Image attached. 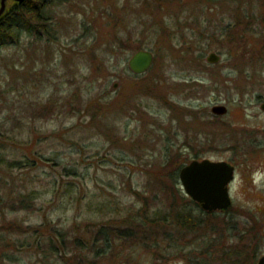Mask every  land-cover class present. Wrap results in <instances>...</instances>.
I'll use <instances>...</instances> for the list:
<instances>
[{"label":"rangeland","instance_id":"rangeland-1","mask_svg":"<svg viewBox=\"0 0 264 264\" xmlns=\"http://www.w3.org/2000/svg\"><path fill=\"white\" fill-rule=\"evenodd\" d=\"M202 1H53L42 35L23 32L0 45L1 264H80V240L101 226L127 228L131 212L144 207L158 216L175 205L206 226L171 217L174 224L151 234L152 245L115 233L102 264L213 262L210 251H264V0L212 2L226 14L250 2L243 9L253 21L217 38L201 34ZM143 47L155 58L137 74L129 58ZM212 50L220 61L207 60ZM215 103L228 111L212 112ZM206 156L237 163L233 209L209 216L183 206L187 198L162 202L176 168ZM179 186L186 192L180 177ZM92 246L82 260L93 258Z\"/></svg>","mask_w":264,"mask_h":264},{"label":"trees","instance_id":"trees-1","mask_svg":"<svg viewBox=\"0 0 264 264\" xmlns=\"http://www.w3.org/2000/svg\"><path fill=\"white\" fill-rule=\"evenodd\" d=\"M53 1H65V0H25L20 3L17 2L9 3V6L7 7L6 11L0 16V45L16 42L19 35L22 34L23 32L30 33L31 35L37 32L42 35L44 30H47V28L49 27L48 25L51 26L52 24V18L48 13L47 8ZM194 1H196L197 3L203 2L202 0H194ZM205 1L207 3L208 13L207 14L203 13L201 17L199 16L200 13H197L196 19L199 20L204 25V28L202 27L201 34H205L206 32H209L208 34L209 36L207 35L208 37L206 36V38L209 37L213 38V36H215L216 38L217 36L219 37L225 36L227 32L229 31L231 32L234 28L240 26L242 22L248 23L250 25L253 23V21L249 20L250 15H252L251 12L243 9L245 6L249 7L250 2L247 5L241 4L238 6L239 9L237 10L235 9L234 11L230 10V14H226V13H220V10L218 8L215 10L216 6L212 2L219 0H205ZM233 13H235V17ZM142 73H137V74H142ZM9 163L10 165L15 166L19 163V160L12 159L9 160ZM180 167L181 166H179L178 169L176 168L175 172L172 174L171 180L174 184L172 185L167 184L168 186L171 187L170 188L171 190L167 191V194L164 195V197L162 198V202H165L166 200L167 201L170 200L172 205H174L176 202L179 201H181L182 203V201H185L187 198L188 201L182 204L183 206L192 205L193 209L195 207L200 208L202 212H206V214H208L209 216H215L216 214H218V212H222L223 210H205L198 201L193 199L190 195L184 192L183 189H181V187L179 186ZM1 180L2 177L0 175V189L3 186ZM166 190H167L166 188L163 190L164 194ZM156 195L154 196V200L155 198H157ZM23 198L24 197H22V202L24 201ZM176 207L177 205L171 206L170 209H168V211L165 212V214L158 216H151L148 213L149 212L148 209L142 207L138 209V211L131 212V214L127 216V218H131V220L127 222L130 225L127 228H122L119 225H117L116 227H113L112 225L101 226L92 240L90 241L85 239L83 241L80 240L83 250L80 264H102L101 257L106 255L107 252L109 251V248L111 247L112 244V240H114L115 238V233L118 234V237H124V236H131L133 238L138 237L139 241L141 242L147 239L148 241L147 245H152L153 243H155V241H157V237L152 236L151 234H153L156 231H159L157 227L160 225H164L165 223L174 224L173 222L174 220L171 217L177 216L179 218L177 219V222L179 221L178 223L181 226H185V227L193 226L194 228H197L200 225H204V227L206 226L204 220L197 222V218L193 214H191L192 211L190 212L185 210H178ZM232 209L233 206L224 210L223 213L224 214L229 213ZM231 226H233L231 223H227L226 229L230 231ZM233 228L236 227L234 226ZM168 229L172 231L170 228ZM53 231L59 235L61 234V232L57 231L56 229H54ZM214 231L217 230L212 229L210 233L211 232L214 233ZM39 234L40 233H38L37 228L32 231V235L35 236V238L37 239L38 246L42 247L43 236L41 233L40 237H38ZM63 240L64 239H62L61 243L63 242ZM92 244L95 248L92 246ZM211 245H213V243ZM91 246L93 247V251H94L93 258L87 261L82 260L85 259L86 256H88L87 248L89 249V247ZM226 246L228 245L226 244ZM52 249L55 253H58L60 255H63L65 253V255L67 256L68 252L64 250V248L60 250V248H58L57 246H53ZM90 249L92 250V248ZM44 262H46V260H44Z\"/></svg>","mask_w":264,"mask_h":264},{"label":"water","instance_id":"water-1","mask_svg":"<svg viewBox=\"0 0 264 264\" xmlns=\"http://www.w3.org/2000/svg\"><path fill=\"white\" fill-rule=\"evenodd\" d=\"M5 5L6 0H2L0 11ZM154 58L152 49L139 48L129 58V67L137 73L145 72L152 66ZM221 58L222 54L216 50L207 55L210 62H218ZM261 107L264 109V101ZM211 110L216 114H224L228 111V105L215 103ZM179 176L187 194L198 201L205 210H226L232 205L229 183L235 176V165L230 161L196 157L181 166ZM261 264H264V259Z\"/></svg>","mask_w":264,"mask_h":264},{"label":"flooded vegetation","instance_id":"flooded-vegetation-1","mask_svg":"<svg viewBox=\"0 0 264 264\" xmlns=\"http://www.w3.org/2000/svg\"><path fill=\"white\" fill-rule=\"evenodd\" d=\"M25 0H6V5L5 8L0 11V16L6 11L7 7L9 6V3H13V2H23ZM2 5V0H0V8ZM209 157V156H206ZM196 158V157H194ZM199 158V157H197ZM204 158V157H202ZM212 159H226L228 161H230L231 163H233L235 165V175L238 169V165L236 162L227 159V158H213L210 157ZM235 178V176H234ZM234 178L232 179V181L234 180ZM229 183V190L231 187V182ZM231 194V192H230ZM232 197V205L233 204V196L231 194ZM230 206V207H231ZM222 210V209H221ZM224 212V210L222 211ZM250 245V244H249ZM225 250H219V252H209L207 253V255L209 257H211L210 259L213 260V262H210L211 260H206V258L204 260L200 259L199 257L197 258H192L190 259L189 262H187L186 264H261L262 259H264V251H260L259 247H241V248H231L230 250L226 251Z\"/></svg>","mask_w":264,"mask_h":264}]
</instances>
